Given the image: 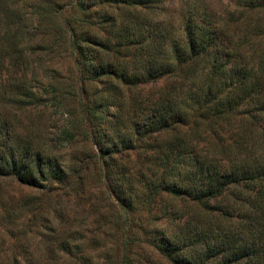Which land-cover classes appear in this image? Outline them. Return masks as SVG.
<instances>
[{
	"label": "rangeland",
	"instance_id": "rangeland-1",
	"mask_svg": "<svg viewBox=\"0 0 264 264\" xmlns=\"http://www.w3.org/2000/svg\"><path fill=\"white\" fill-rule=\"evenodd\" d=\"M203 1L224 10L234 0ZM194 2L19 0L35 28L26 71L36 96L17 114L9 103L4 106L3 118L16 134L2 150L11 164L22 166L41 155L48 172L44 179L37 173L35 185L1 174L0 264H11L16 256L36 264L184 260L169 257L176 247L164 245L170 239L166 234L187 231L176 207L180 201L166 189L187 159L198 166L196 150L183 151L181 158V129L169 134L161 129L177 119L179 112L169 106L175 107L181 89L170 79L129 85L149 59L138 54L134 61L135 51L109 52L112 58L122 56L127 80L109 82L98 68L106 56L105 40L138 39L149 27L162 26L177 36L183 11ZM162 114L167 121L158 120ZM56 167L63 176L53 172ZM192 225L205 227L207 217ZM199 229L191 232L198 239L193 257L204 249Z\"/></svg>",
	"mask_w": 264,
	"mask_h": 264
},
{
	"label": "trees",
	"instance_id": "trees-1",
	"mask_svg": "<svg viewBox=\"0 0 264 264\" xmlns=\"http://www.w3.org/2000/svg\"><path fill=\"white\" fill-rule=\"evenodd\" d=\"M20 7L19 0H0V179L2 173L11 174L35 185L38 174L44 179L48 172L45 158L39 155L25 166L11 164L2 150L4 141L16 134L3 118L4 106L9 103L17 114L36 96L26 71L35 28ZM177 30L175 36L163 26L149 27L138 39L105 40L101 47L106 56L99 57L98 70L108 74L109 82L127 80L122 56L112 58L109 52L135 51L134 61L138 54L149 59L129 85L170 79L181 89L175 107L169 106L179 112L177 119L161 129L168 134L181 129L180 157L195 148L198 166L187 159L174 170L171 187L167 185V192L180 201L176 207L187 228L165 235L170 238L165 247H176L168 256L184 257L176 264H264V0H234L224 10L195 0L185 7ZM167 119L162 114L158 120ZM52 170L63 176L62 169ZM205 217V227L192 225ZM195 228L204 249L193 257ZM251 239L255 246L249 245ZM11 264L36 263L16 256Z\"/></svg>",
	"mask_w": 264,
	"mask_h": 264
}]
</instances>
